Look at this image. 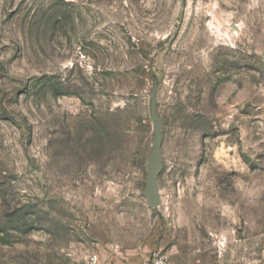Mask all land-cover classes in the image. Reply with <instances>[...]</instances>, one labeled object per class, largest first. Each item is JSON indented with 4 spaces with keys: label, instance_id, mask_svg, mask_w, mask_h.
Returning <instances> with one entry per match:
<instances>
[{
    "label": "rangeland",
    "instance_id": "rangeland-1",
    "mask_svg": "<svg viewBox=\"0 0 264 264\" xmlns=\"http://www.w3.org/2000/svg\"><path fill=\"white\" fill-rule=\"evenodd\" d=\"M159 249L264 264V0H0V264Z\"/></svg>",
    "mask_w": 264,
    "mask_h": 264
},
{
    "label": "water",
    "instance_id": "water-1",
    "mask_svg": "<svg viewBox=\"0 0 264 264\" xmlns=\"http://www.w3.org/2000/svg\"><path fill=\"white\" fill-rule=\"evenodd\" d=\"M157 86L154 85L151 91V121L153 123V140L150 154L147 159V177L142 195L146 197L151 208L161 204V195L158 186V179L163 169V121L157 112Z\"/></svg>",
    "mask_w": 264,
    "mask_h": 264
},
{
    "label": "built area",
    "instance_id": "built-area-1",
    "mask_svg": "<svg viewBox=\"0 0 264 264\" xmlns=\"http://www.w3.org/2000/svg\"><path fill=\"white\" fill-rule=\"evenodd\" d=\"M89 264H109L102 261L101 257L97 253H93L89 257ZM147 264H175L172 257L163 250H154L150 254Z\"/></svg>",
    "mask_w": 264,
    "mask_h": 264
}]
</instances>
